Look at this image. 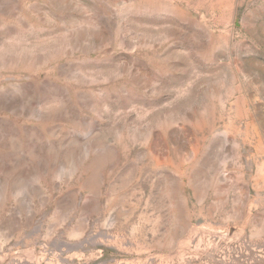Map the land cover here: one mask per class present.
<instances>
[{
    "label": "rangeland",
    "instance_id": "rangeland-1",
    "mask_svg": "<svg viewBox=\"0 0 264 264\" xmlns=\"http://www.w3.org/2000/svg\"><path fill=\"white\" fill-rule=\"evenodd\" d=\"M20 241L264 264V0H0V264Z\"/></svg>",
    "mask_w": 264,
    "mask_h": 264
},
{
    "label": "crops",
    "instance_id": "crops-1",
    "mask_svg": "<svg viewBox=\"0 0 264 264\" xmlns=\"http://www.w3.org/2000/svg\"><path fill=\"white\" fill-rule=\"evenodd\" d=\"M51 262L53 258L49 253L42 252L36 245L26 246L24 241H20V264H51Z\"/></svg>",
    "mask_w": 264,
    "mask_h": 264
}]
</instances>
